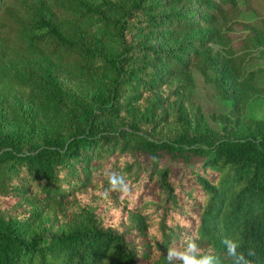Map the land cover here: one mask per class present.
<instances>
[{"label":"trees","instance_id":"16d2710c","mask_svg":"<svg viewBox=\"0 0 264 264\" xmlns=\"http://www.w3.org/2000/svg\"><path fill=\"white\" fill-rule=\"evenodd\" d=\"M197 1L212 14L225 11L227 4L237 7V0ZM123 2L116 20L120 52L101 59L90 44L67 38L45 16L30 20L27 0H0V62L23 57L22 46L8 26L28 21L34 48V60L30 61L40 71L33 82L39 81L38 86L48 91L49 101L55 99L59 105V92H64L59 67L64 66L63 59L76 53L82 65L109 86L108 106L125 108L139 100L136 74L163 78L143 58L153 62L162 56L167 58L141 48L135 35L148 22L164 26L168 21L164 15L147 14L151 4L146 0ZM184 22L189 26L188 21ZM178 61H169L170 67L175 68ZM94 115L95 111H89L87 124L77 130L53 123L39 129L34 120L27 121L25 129L14 135L22 137L15 139H10L0 126V264H145L143 255L121 231L120 220L104 224L93 212L86 216L82 229L27 235L30 222L46 207L64 213L76 194L89 185L105 189V173L109 171L124 174L133 186L131 197L122 203L121 218L125 214L132 217L140 206L153 210L160 245L182 247L195 234L203 248H214L223 261V239L237 237L243 250H254L256 264H264V121L254 134L233 138L197 132L184 121L182 130L166 139L144 136L133 123L130 128H100ZM140 150L212 155L185 180L175 181L170 169L161 166L159 156L150 163L136 162ZM154 180L158 185L147 189ZM153 192L163 195V201L147 205Z\"/></svg>","mask_w":264,"mask_h":264},{"label":"rangeland","instance_id":"374dc122","mask_svg":"<svg viewBox=\"0 0 264 264\" xmlns=\"http://www.w3.org/2000/svg\"><path fill=\"white\" fill-rule=\"evenodd\" d=\"M146 1L151 4L147 14L164 15L168 22L164 26L155 22L140 26L135 39L148 52L154 50L167 56L155 62L143 58L163 78L136 74L139 100L122 109L108 106L109 86L86 69L76 53L63 59L64 66L59 67V83L64 90L59 92V105L55 99L49 101L48 91L38 86L39 81L33 82L40 71L30 61L34 60L32 26L28 21L10 23L8 29L21 44L24 55L0 62V126L4 133L10 139L22 137L14 135L32 120L39 129L53 123L77 130L87 124L88 112L93 110V120L100 128H130L133 123L142 135L150 138L170 139L182 130L184 121L197 132L219 138L254 134L264 121V0H237L236 8L227 4L226 12L214 14L202 9L197 0ZM211 4L217 5L214 1ZM123 5V0H27L30 20L45 16L67 38L90 44L101 59L120 52L116 20ZM176 58L180 60L177 66L170 67L169 61ZM108 73L113 78L112 72ZM211 155L140 150L135 158L136 162L150 163L159 156L161 166L170 169L171 177L183 181ZM156 185L154 180L147 189ZM103 191L89 185L76 194L64 213L46 207L30 222L27 235L82 229L93 212L104 224L120 220L121 231L131 240L135 251L143 255L145 264H168L167 248L160 245L161 238L155 230V212L140 206L132 217L125 214L121 218L123 204L118 194L105 199ZM159 201H163V195L153 192L147 205L155 206ZM220 264L229 262L225 259Z\"/></svg>","mask_w":264,"mask_h":264},{"label":"clouds","instance_id":"9594fccd","mask_svg":"<svg viewBox=\"0 0 264 264\" xmlns=\"http://www.w3.org/2000/svg\"><path fill=\"white\" fill-rule=\"evenodd\" d=\"M121 167H123V161L121 162ZM105 177L107 179V187L102 193L103 198L107 199L110 194L115 193L118 194L121 203H123L131 197L133 186L124 174L109 171L105 173ZM199 240V236L192 234L182 247L169 246L165 253L168 264H220V259L215 249L203 248L198 242ZM222 243L225 247L226 259H228L229 264H256L254 250H243L242 241L239 238L227 236Z\"/></svg>","mask_w":264,"mask_h":264}]
</instances>
